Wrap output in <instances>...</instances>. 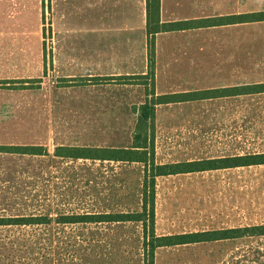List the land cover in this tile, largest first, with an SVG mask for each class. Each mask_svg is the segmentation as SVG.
Masks as SVG:
<instances>
[{
    "label": "crops",
    "instance_id": "crops-1",
    "mask_svg": "<svg viewBox=\"0 0 264 264\" xmlns=\"http://www.w3.org/2000/svg\"><path fill=\"white\" fill-rule=\"evenodd\" d=\"M49 13L52 60L44 35ZM259 15H264V0H161V24L186 26L155 36V98L186 94L188 100L156 108L158 165L264 154L239 153L243 139L264 147V21ZM147 22V0H0V146L132 149L134 108L146 103L147 89L115 80L148 75ZM52 76L71 87L56 86ZM77 79L113 81L72 86ZM175 119L192 124L193 138L203 146L212 137L210 124H219V139L228 141L231 154L210 158L200 142L192 150L196 157L177 159V152L165 161L159 132ZM41 139L43 145L35 143ZM244 169L223 171H237L243 180L239 171ZM250 180L264 183L253 172ZM240 202L235 196L214 230L210 215L194 212V230L182 234L264 227V208L246 210ZM258 239L264 236L186 246H251L245 241Z\"/></svg>",
    "mask_w": 264,
    "mask_h": 264
},
{
    "label": "rangeland",
    "instance_id": "rangeland-1",
    "mask_svg": "<svg viewBox=\"0 0 264 264\" xmlns=\"http://www.w3.org/2000/svg\"><path fill=\"white\" fill-rule=\"evenodd\" d=\"M47 17L46 50L48 59L52 60L54 28L51 13ZM111 81L113 79H77L72 86ZM115 81L134 86L140 82L149 83L144 79ZM52 82H56V86L71 87L68 81L53 78ZM192 129V124L186 120L170 122L165 131L159 132V146L163 147L159 151L160 157L167 161L177 152V159L196 157L192 150L196 144L201 142L202 145V140L193 138ZM210 129L212 137L205 140V146L202 145L204 152L210 153V158L231 154L225 145L228 141L219 139L221 126L210 124ZM242 130H245L244 124ZM35 143L43 145L42 139ZM240 144L242 150L239 153L264 151L263 143L256 145L252 140L243 139ZM45 148L48 153L49 150L53 153L35 158L0 155V222L4 219L10 224L0 223V264H145L146 235L142 224L59 223L62 216L140 212L143 167L60 160L55 157V146ZM165 153L169 155L166 158ZM236 172L218 170L159 179L156 236H173L194 230V212L210 215L211 229L219 228L217 218L228 210L235 196L242 200L239 204L246 210L249 206V210L255 209L257 205L264 208V183L261 180L256 184L250 180L251 172L257 180L264 177V167L239 171L243 173V180L237 178ZM34 217L49 224L16 226L8 223L16 218ZM260 240L263 239L245 241L253 242L251 246L162 248L156 251L154 261L155 264H264V240Z\"/></svg>",
    "mask_w": 264,
    "mask_h": 264
},
{
    "label": "trees",
    "instance_id": "trees-1",
    "mask_svg": "<svg viewBox=\"0 0 264 264\" xmlns=\"http://www.w3.org/2000/svg\"><path fill=\"white\" fill-rule=\"evenodd\" d=\"M147 29L149 37V73L136 78H123L128 81L147 80L140 82L147 89L148 100L140 107L134 108L137 115V126L134 134L132 149L111 148H82L60 147L56 149L55 157L60 160H92L111 161L116 163L138 164L143 167V181L141 189L140 212H113L102 215H73L62 216L60 225H92V224H121L136 223L144 226L146 235L145 264H155V253L162 248L186 246L203 242H219L246 236H264V227L243 229L237 231H216L206 234H180L157 237L156 231V202L158 180L161 178L188 175L205 171H218L234 168H248L264 165L263 155H250L236 158L215 159L201 162H185L179 164L158 165L156 163L155 117L158 105L187 102L188 95L162 96L155 98V36L161 32L181 30L186 24H161V0H147ZM245 19V18H244ZM258 19L264 21V15ZM45 29V28H44ZM46 30H44V35ZM46 46V41H45ZM101 80V79H99ZM19 155L27 157H46L50 155L43 146H0V155ZM41 218H16L9 220L16 226H40L49 222H42ZM50 221V220H45ZM1 225H10L1 219ZM149 226V227H148ZM151 236V239L148 238ZM150 240V241H149Z\"/></svg>",
    "mask_w": 264,
    "mask_h": 264
}]
</instances>
